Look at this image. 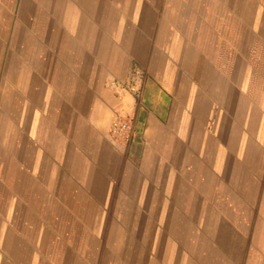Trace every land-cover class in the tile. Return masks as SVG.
Instances as JSON below:
<instances>
[{
    "label": "crops",
    "instance_id": "0c3cea01",
    "mask_svg": "<svg viewBox=\"0 0 264 264\" xmlns=\"http://www.w3.org/2000/svg\"><path fill=\"white\" fill-rule=\"evenodd\" d=\"M0 264H264V0H0Z\"/></svg>",
    "mask_w": 264,
    "mask_h": 264
},
{
    "label": "built area",
    "instance_id": "2783aa9c",
    "mask_svg": "<svg viewBox=\"0 0 264 264\" xmlns=\"http://www.w3.org/2000/svg\"><path fill=\"white\" fill-rule=\"evenodd\" d=\"M139 82V74L134 72L131 76L127 84L119 89L124 90L125 92L132 93L137 99L141 94V87L138 86ZM119 85L117 84L116 87ZM133 128L132 121H128L124 117H122L121 113L117 110L114 111V118L112 122L111 128V136L116 141L117 138H121L126 135L128 132L130 133Z\"/></svg>",
    "mask_w": 264,
    "mask_h": 264
}]
</instances>
